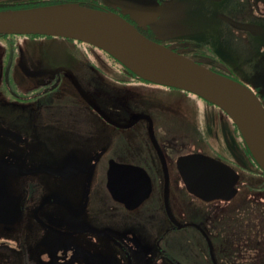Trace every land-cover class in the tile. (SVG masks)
<instances>
[{
	"label": "flooded vegetation",
	"instance_id": "af4514ba",
	"mask_svg": "<svg viewBox=\"0 0 264 264\" xmlns=\"http://www.w3.org/2000/svg\"><path fill=\"white\" fill-rule=\"evenodd\" d=\"M62 3L117 14L264 108V0H0V11ZM0 129L15 136L0 134V264H264V170L204 98L145 81L81 40L0 34ZM196 153L235 173L230 199L187 190L177 162ZM111 160L149 177L134 208L107 188Z\"/></svg>",
	"mask_w": 264,
	"mask_h": 264
},
{
	"label": "water",
	"instance_id": "95a60500",
	"mask_svg": "<svg viewBox=\"0 0 264 264\" xmlns=\"http://www.w3.org/2000/svg\"><path fill=\"white\" fill-rule=\"evenodd\" d=\"M0 34H40L81 40L115 58L145 81L192 92L224 110L237 125L264 170V108L243 84L218 74L143 36L117 14L62 3L0 11ZM0 134L15 136L0 129ZM17 137V136H16ZM187 190L203 200L230 199L235 173L223 163L196 153L177 162ZM0 166V221L7 204L6 173ZM112 197L134 208L148 197L150 180L141 168L113 160L107 173Z\"/></svg>",
	"mask_w": 264,
	"mask_h": 264
},
{
	"label": "rangeland",
	"instance_id": "374dc122",
	"mask_svg": "<svg viewBox=\"0 0 264 264\" xmlns=\"http://www.w3.org/2000/svg\"><path fill=\"white\" fill-rule=\"evenodd\" d=\"M169 24L170 23L167 20V15H166L165 20H164V25L165 26H168ZM205 26H210V27H206L207 33H213L214 32V29L218 27L216 25V23H212V22H210V23L208 22ZM62 43H65L66 44L67 42L63 41ZM49 47H50V50H52L53 52H57V53H61L62 52L61 49H55L52 46H49ZM63 52H65V51H63ZM69 64L74 65V61L72 63L69 62ZM176 95H177V93H173L172 92V93L164 94V98L167 99V100L168 99H173V97H175ZM19 128L22 129V130H26V128H25L24 125H21ZM0 140H3V139H0ZM94 194H96V195H99V194L106 195L107 194L105 192V190H104L103 181L96 180Z\"/></svg>",
	"mask_w": 264,
	"mask_h": 264
}]
</instances>
